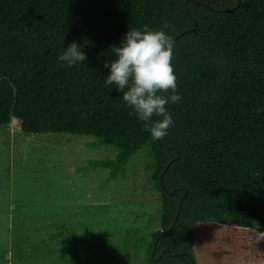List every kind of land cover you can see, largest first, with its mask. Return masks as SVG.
I'll return each mask as SVG.
<instances>
[{
    "label": "trees",
    "instance_id": "16d2710c",
    "mask_svg": "<svg viewBox=\"0 0 264 264\" xmlns=\"http://www.w3.org/2000/svg\"><path fill=\"white\" fill-rule=\"evenodd\" d=\"M145 25L175 40L181 100L166 106L173 126L162 140L105 84L111 48ZM72 42L87 59L68 67L58 57ZM13 120L28 135L113 145L114 158L78 168H108L105 181L148 151L159 228L132 230L118 245H93L89 235L94 259L108 252L105 259L121 255L124 264H264L255 234V222L264 231V0H0V129Z\"/></svg>",
    "mask_w": 264,
    "mask_h": 264
},
{
    "label": "rangeland",
    "instance_id": "374dc122",
    "mask_svg": "<svg viewBox=\"0 0 264 264\" xmlns=\"http://www.w3.org/2000/svg\"><path fill=\"white\" fill-rule=\"evenodd\" d=\"M93 140L28 135L19 120L1 127L0 264H124L121 255L105 259L108 252L94 259L86 250L94 240L89 235L96 237L93 245H118L126 236L132 240V230L159 228L161 202L150 184L146 148L129 159L123 177L105 181L108 168L78 169L88 160L115 157L113 145L90 146Z\"/></svg>",
    "mask_w": 264,
    "mask_h": 264
},
{
    "label": "clouds",
    "instance_id": "9594fccd",
    "mask_svg": "<svg viewBox=\"0 0 264 264\" xmlns=\"http://www.w3.org/2000/svg\"><path fill=\"white\" fill-rule=\"evenodd\" d=\"M111 49L115 58L104 64L108 69L105 84H115L122 93L123 101L143 123L144 130L154 140H162L173 126L166 106L181 100L172 65L175 49L173 36L145 25L142 29L127 30L120 44ZM86 59L81 45L76 42L70 43L58 57L68 67L78 62L83 64ZM169 92L170 95H163ZM153 117L160 119L154 120ZM259 227V222H255L257 241L264 240V231H257Z\"/></svg>",
    "mask_w": 264,
    "mask_h": 264
},
{
    "label": "water",
    "instance_id": "95a60500",
    "mask_svg": "<svg viewBox=\"0 0 264 264\" xmlns=\"http://www.w3.org/2000/svg\"><path fill=\"white\" fill-rule=\"evenodd\" d=\"M193 31L196 32L195 27L193 28ZM178 211H179V209H178ZM177 215H178V214H177ZM177 215H176L175 219L177 218ZM170 230H171V227H170V228H167L166 230H163V231L161 232V235H162V236H167V235L169 234ZM167 250L169 251V249H167Z\"/></svg>",
    "mask_w": 264,
    "mask_h": 264
},
{
    "label": "bare ground",
    "instance_id": "6f19581e",
    "mask_svg": "<svg viewBox=\"0 0 264 264\" xmlns=\"http://www.w3.org/2000/svg\"><path fill=\"white\" fill-rule=\"evenodd\" d=\"M80 198H82V197H80ZM80 200V199H79Z\"/></svg>",
    "mask_w": 264,
    "mask_h": 264
}]
</instances>
